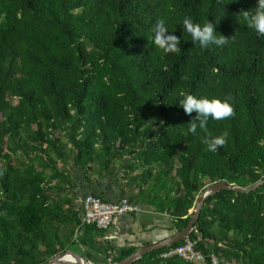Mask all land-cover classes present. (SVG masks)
<instances>
[{"label": "trees", "instance_id": "trees-1", "mask_svg": "<svg viewBox=\"0 0 264 264\" xmlns=\"http://www.w3.org/2000/svg\"><path fill=\"white\" fill-rule=\"evenodd\" d=\"M256 6L0 0V264H46L70 244L95 264L137 251L105 244L106 230L83 223V200L95 193L79 190L78 174L88 183L129 178L140 188L130 200L170 215V235L191 222L209 185L247 188L264 178V36L240 14ZM185 15L230 40L200 48ZM158 19L179 37L177 51L154 44ZM185 94L230 97L234 114L210 118L208 133L186 134L195 113L179 106ZM225 132L223 147L205 150L204 136ZM189 236L210 260L264 264V185L209 197ZM184 240L133 264H198L161 257Z\"/></svg>", "mask_w": 264, "mask_h": 264}, {"label": "clouds", "instance_id": "clouds-1", "mask_svg": "<svg viewBox=\"0 0 264 264\" xmlns=\"http://www.w3.org/2000/svg\"><path fill=\"white\" fill-rule=\"evenodd\" d=\"M247 26L253 29L258 35L264 36V0H257V6L252 11H242L240 13ZM184 30L190 34L192 42L198 44L200 48L206 49L210 45L223 46L230 39L223 35H216L215 25L207 21L203 25L195 23L191 17L185 15L182 17ZM153 42L163 50V52L177 51L180 47L179 37L168 31L164 19H158L153 26ZM186 115L195 116L188 123L187 133L199 135L208 133V122L212 120L220 121L234 114L230 103V97H197L192 94L183 95L179 102ZM199 130V132H198ZM227 133L218 136L207 134L202 142L206 145V151L215 153L218 148L227 143Z\"/></svg>", "mask_w": 264, "mask_h": 264}, {"label": "crops", "instance_id": "crops-1", "mask_svg": "<svg viewBox=\"0 0 264 264\" xmlns=\"http://www.w3.org/2000/svg\"><path fill=\"white\" fill-rule=\"evenodd\" d=\"M78 179L80 181L79 190L83 194L93 192L111 202H117L124 197L130 199L132 196L138 195L140 189L136 185L135 187L130 185L129 178L118 180L115 176L102 179L96 177L94 183H88L84 181L82 174H78ZM136 200L142 210L118 217L99 240L118 248L139 250L156 244L170 235L173 225L170 215L157 211L153 204L139 200L138 197ZM76 247L77 249H70L83 254L84 247L81 245H76Z\"/></svg>", "mask_w": 264, "mask_h": 264}, {"label": "built area", "instance_id": "built-area-1", "mask_svg": "<svg viewBox=\"0 0 264 264\" xmlns=\"http://www.w3.org/2000/svg\"><path fill=\"white\" fill-rule=\"evenodd\" d=\"M141 210L140 204L132 202L127 197L117 202H111L102 199L98 195L88 194L83 200L80 216L84 224L108 230L118 217L137 213ZM196 245L197 241L188 236L182 244L163 252L161 257L165 259L180 257L187 262L198 264H221L218 255L213 254L210 260L203 251L196 248Z\"/></svg>", "mask_w": 264, "mask_h": 264}, {"label": "water", "instance_id": "water-1", "mask_svg": "<svg viewBox=\"0 0 264 264\" xmlns=\"http://www.w3.org/2000/svg\"><path fill=\"white\" fill-rule=\"evenodd\" d=\"M262 185H264V178L259 181L258 183L247 187H238L233 186L225 181L216 182L208 187H206L200 194L193 218L191 222L181 231L176 232L175 234L170 235L166 239L146 247H143L139 250H137L135 253L130 255L129 257L125 258L124 260L114 263V264H133L137 260L143 258L146 254H149L151 252L163 249L168 246H172L186 237L190 235V233L194 230L196 223L198 222L201 211L207 201V199L223 190H234L236 192H243V193H250L253 191H256L258 188H260ZM59 263H65V264H95L90 262L83 254L78 253L72 249H68L62 253L57 254L55 257H53L48 263L46 264H59Z\"/></svg>", "mask_w": 264, "mask_h": 264}, {"label": "rangeland", "instance_id": "rangeland-1", "mask_svg": "<svg viewBox=\"0 0 264 264\" xmlns=\"http://www.w3.org/2000/svg\"><path fill=\"white\" fill-rule=\"evenodd\" d=\"M7 150H8V149H7ZM69 247H71V248H73V249H77L76 245H74V244H70Z\"/></svg>", "mask_w": 264, "mask_h": 264}]
</instances>
